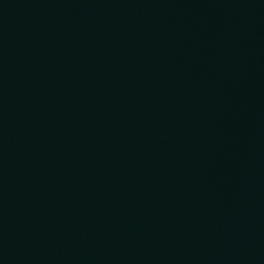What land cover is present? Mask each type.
Wrapping results in <instances>:
<instances>
[{
	"label": "water",
	"instance_id": "water-1",
	"mask_svg": "<svg viewBox=\"0 0 264 264\" xmlns=\"http://www.w3.org/2000/svg\"><path fill=\"white\" fill-rule=\"evenodd\" d=\"M0 264H264V0H0Z\"/></svg>",
	"mask_w": 264,
	"mask_h": 264
}]
</instances>
